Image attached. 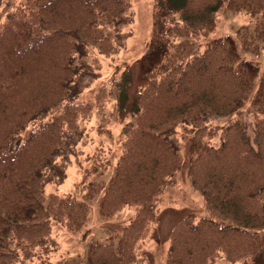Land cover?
I'll return each mask as SVG.
<instances>
[{
	"label": "trees",
	"instance_id": "obj_1",
	"mask_svg": "<svg viewBox=\"0 0 264 264\" xmlns=\"http://www.w3.org/2000/svg\"><path fill=\"white\" fill-rule=\"evenodd\" d=\"M172 3L154 34L163 59L147 68L126 111L112 174L77 195L44 189L66 177L95 114L104 119L109 99V111L121 106L129 67L91 100L79 96L100 66L89 52H118L135 11L130 0H0V264H77L51 260L52 221L79 228L97 193L101 215L124 206L134 213L115 238L89 242L85 264H141L162 195L184 163L209 213L174 222L162 264L241 262L264 249V69L256 76L257 63L241 53L264 51V0ZM223 6L250 17L236 39L208 37ZM110 146L89 154V174L105 172Z\"/></svg>",
	"mask_w": 264,
	"mask_h": 264
},
{
	"label": "rangeland",
	"instance_id": "obj_2",
	"mask_svg": "<svg viewBox=\"0 0 264 264\" xmlns=\"http://www.w3.org/2000/svg\"><path fill=\"white\" fill-rule=\"evenodd\" d=\"M177 0H130L135 11V19L131 24V33L124 46L114 54H104L98 48L93 47L87 59L91 62L100 63L95 79L89 87L82 91L79 98L91 100L93 92L99 85L106 84L112 77L122 74L124 69L129 66L131 83L125 87V95L121 98V106L118 110H111L114 102L108 100L105 118L98 121V115L95 114V124L89 125L92 128L87 136L86 144L82 146V152L77 160H73L67 169L66 177L60 182H48L45 186V194L57 192L64 194L73 192L81 195L82 188L88 180H95L104 183L112 174V166L118 154L121 153L119 146L120 126L125 122V115L132 105L137 88L145 82L144 77L147 68L163 59L162 52L154 37L156 31L163 25V5L173 6ZM217 22L208 37L227 35L235 38L236 31L249 22L250 17L242 10H233L221 7L217 11ZM202 37V36H201ZM236 39V38H235ZM242 56L257 63V74L264 69V51L254 54L248 51H241ZM113 55V56H112ZM111 56V57H110ZM249 93V99L246 100V109L249 114L253 110L252 100ZM88 141V142H87ZM101 143V144H100ZM99 145H111V163L106 166L105 172L101 175H92L87 172L90 162L94 155V149ZM89 161V162H88ZM99 193L89 199V208L87 217L83 225L75 230H70L52 221V229L57 247L51 252V260H56L61 256L75 258L77 264L86 263V249L91 240H108L115 238L120 227L132 217L134 208L124 206L116 213L106 217L99 213L98 198ZM191 212L196 216H203L209 213L202 194L191 184L186 175L185 163L173 185L169 187L162 195L160 201L159 214L152 224L145 240L142 244L141 253L143 261L141 264H162L164 252L168 244L170 229L174 222L184 214ZM264 234V227L261 231ZM16 264V263H14ZM215 264H264V249L255 259H247L241 262H234L225 256H219Z\"/></svg>",
	"mask_w": 264,
	"mask_h": 264
}]
</instances>
